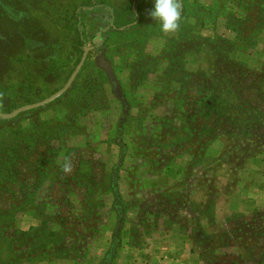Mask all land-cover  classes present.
Wrapping results in <instances>:
<instances>
[{"label":"rangeland","instance_id":"1","mask_svg":"<svg viewBox=\"0 0 264 264\" xmlns=\"http://www.w3.org/2000/svg\"><path fill=\"white\" fill-rule=\"evenodd\" d=\"M153 3L0 0V113L89 50L0 118V264H264V0Z\"/></svg>","mask_w":264,"mask_h":264},{"label":"clouds","instance_id":"2","mask_svg":"<svg viewBox=\"0 0 264 264\" xmlns=\"http://www.w3.org/2000/svg\"><path fill=\"white\" fill-rule=\"evenodd\" d=\"M149 17L153 21L159 22L163 32L176 31L179 28V20L181 18L179 0H154Z\"/></svg>","mask_w":264,"mask_h":264},{"label":"water","instance_id":"3","mask_svg":"<svg viewBox=\"0 0 264 264\" xmlns=\"http://www.w3.org/2000/svg\"><path fill=\"white\" fill-rule=\"evenodd\" d=\"M88 53H89V50L86 47L79 65L76 67L75 71L72 73V75H71L70 79L68 80V82L66 83V85L62 89H60L58 92H56L55 94H53L49 98L44 99L43 101H41L39 103H35L32 105H27V106L21 107L15 111H13L10 114L0 113V118H2L4 120H12V119L17 118L18 116H20L23 113H26V112H29L32 110H36V109H40V108H44V107L52 104L56 100H58L72 87L73 83L75 82V80L77 79L78 75L80 74L81 70L83 69V67L85 65L86 59L88 57Z\"/></svg>","mask_w":264,"mask_h":264},{"label":"trees","instance_id":"4","mask_svg":"<svg viewBox=\"0 0 264 264\" xmlns=\"http://www.w3.org/2000/svg\"><path fill=\"white\" fill-rule=\"evenodd\" d=\"M182 6V5H181ZM92 9H94V6H83L81 8H79L77 11H76V24H77V33H78V37H79V43L81 44V46H85L86 45V37H85V29H84V25H83V22H82V19L80 18L79 14L80 12L82 11H91ZM184 11V8L183 6L181 7V13H183ZM111 12V11H110ZM114 18H113V15H112V12H111V18H110V21L113 22ZM245 115H242L240 114L239 116V120H249L247 117H244ZM250 121V120H249ZM244 122H247V121H244ZM23 167V165H22ZM7 228L8 229H11V226L10 225H7ZM120 232V230L118 231V233ZM116 236H114V239H115ZM117 238V237H116ZM107 258L110 259L109 261V264L112 262H114L117 258H118V253H117V250H112L110 252H108L107 254Z\"/></svg>","mask_w":264,"mask_h":264},{"label":"crops","instance_id":"5","mask_svg":"<svg viewBox=\"0 0 264 264\" xmlns=\"http://www.w3.org/2000/svg\"><path fill=\"white\" fill-rule=\"evenodd\" d=\"M163 255H164V253H163Z\"/></svg>","mask_w":264,"mask_h":264}]
</instances>
